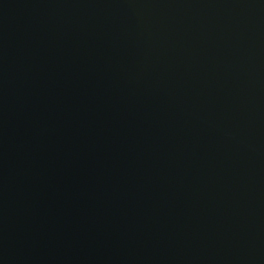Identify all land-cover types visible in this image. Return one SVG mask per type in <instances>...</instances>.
I'll return each mask as SVG.
<instances>
[{
  "label": "water",
  "instance_id": "water-1",
  "mask_svg": "<svg viewBox=\"0 0 264 264\" xmlns=\"http://www.w3.org/2000/svg\"><path fill=\"white\" fill-rule=\"evenodd\" d=\"M0 264H264V0H0Z\"/></svg>",
  "mask_w": 264,
  "mask_h": 264
}]
</instances>
